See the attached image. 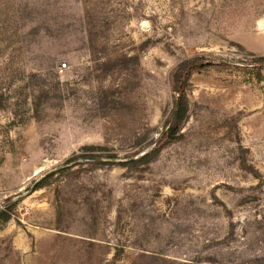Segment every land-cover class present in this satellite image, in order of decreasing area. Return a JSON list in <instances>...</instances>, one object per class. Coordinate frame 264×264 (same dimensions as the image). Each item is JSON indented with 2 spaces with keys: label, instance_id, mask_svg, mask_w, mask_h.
Returning a JSON list of instances; mask_svg holds the SVG:
<instances>
[{
  "label": "rangeland",
  "instance_id": "374dc122",
  "mask_svg": "<svg viewBox=\"0 0 264 264\" xmlns=\"http://www.w3.org/2000/svg\"><path fill=\"white\" fill-rule=\"evenodd\" d=\"M259 56L264 0H0V264H264Z\"/></svg>",
  "mask_w": 264,
  "mask_h": 264
},
{
  "label": "trees",
  "instance_id": "16d2710c",
  "mask_svg": "<svg viewBox=\"0 0 264 264\" xmlns=\"http://www.w3.org/2000/svg\"><path fill=\"white\" fill-rule=\"evenodd\" d=\"M205 61H206V59H204L202 57L192 58V59L180 64L178 70L176 71L175 80H176V84H177L176 87H177V91L179 93V97L177 99L176 106H175V114H174L175 126L170 127L168 130H166L164 132L162 138L160 139V143L171 138L174 135L178 125L186 117L187 100H186L185 91H184L186 78L190 75V73L192 71H195L199 68L210 65V64H208L209 62H205ZM249 64L253 65V67H255L256 72H254V73L257 75L256 77H260L261 73L264 72V70H263L264 69V56H259L256 58L253 57V59L250 60ZM156 150H157V147H156ZM7 217H8V215H6V214H3L1 216V218L4 220L7 219Z\"/></svg>",
  "mask_w": 264,
  "mask_h": 264
}]
</instances>
